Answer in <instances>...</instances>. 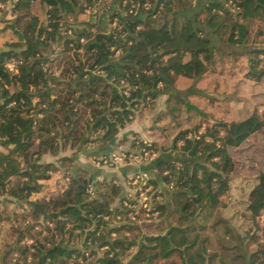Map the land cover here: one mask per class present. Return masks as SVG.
I'll return each mask as SVG.
<instances>
[{
    "label": "trees",
    "instance_id": "trees-1",
    "mask_svg": "<svg viewBox=\"0 0 264 264\" xmlns=\"http://www.w3.org/2000/svg\"><path fill=\"white\" fill-rule=\"evenodd\" d=\"M33 1L14 0L12 14L17 15L10 20L20 28L23 37L17 33L16 41L0 47V145L5 147L0 146V195L15 201L26 199L34 213L55 219L58 230L64 234L84 231V245L91 254L97 256V248L109 244L103 255L90 264H217L221 254L229 260L221 257L220 264H256L259 257L258 264H264V224L261 238L250 232L242 236L226 225L225 234L216 233L221 251L209 250L212 236L202 231L211 217L214 229L227 221L218 211L221 196L227 191L235 197L240 194L254 221L264 212V109L236 120H216L199 133L198 123L174 136L170 147L179 150V154L156 160L152 166L156 171L150 178L155 187L160 186V181L173 182L174 187L169 188L167 201L163 190V198L156 201L161 209L156 232L145 234L127 261L122 259L123 255L136 240L129 241L122 235L126 225H109L115 219L112 204L119 201L120 207L126 191L124 178L131 171H138L134 169L137 165L110 172L105 167L81 163L75 153L60 154L59 163L35 157L43 152L44 144L57 153L61 141H71V135L77 133L73 125L78 120L80 103L90 113L80 134L82 140L107 144L134 118L142 102H155L161 92L160 83L173 84L179 74L201 78L215 62L218 41L228 42L236 51L228 50L232 55L247 54L245 76L260 80L264 77V47L238 48L246 46L250 20L264 16V0H198L196 6L191 0H179L180 9L168 10L176 2L169 0L159 17H152L142 8L129 12L128 6L120 4V10L109 15L111 21L117 19L111 28L104 27L96 18H77L97 0H40L47 6L48 21L44 23L32 15L21 27V19L29 14ZM69 17L76 18L68 21ZM66 23L64 48H70V42L84 46L83 53L75 50L60 55L65 57L60 72L71 79L49 72L56 57L45 51L53 46L59 28ZM69 28L72 34L66 32ZM81 36L88 37L85 44L79 41ZM10 58L22 60L18 72L6 67L5 61ZM183 101L185 104L186 99ZM53 110L64 112V118L58 119ZM88 131L95 136L84 137ZM256 134L260 145L250 141ZM131 146L140 148L146 143L143 138L134 137ZM149 147L160 149L153 142ZM244 150L248 152V157L243 158L245 162L248 159V171L240 169L241 159L236 154ZM64 167L72 174L67 184L60 177ZM81 167L87 168L89 174L82 176ZM55 172L57 176L50 183ZM99 174H103L101 180L97 179ZM55 183L62 191L50 195L48 190ZM34 192L41 196L32 199ZM173 214L178 216L174 217L176 221L170 218ZM199 218L203 220L200 230L194 223ZM67 224L70 227L65 229ZM112 230L120 235L113 237ZM228 232L234 240L249 237L257 247L251 250L239 242H228ZM133 234L137 237L140 232ZM38 247L34 254L41 258L40 264H80L79 257L87 258L83 248L63 240ZM175 254L180 261L175 260Z\"/></svg>",
    "mask_w": 264,
    "mask_h": 264
},
{
    "label": "rangeland",
    "instance_id": "rangeland-1",
    "mask_svg": "<svg viewBox=\"0 0 264 264\" xmlns=\"http://www.w3.org/2000/svg\"><path fill=\"white\" fill-rule=\"evenodd\" d=\"M175 5L179 4V0H175ZM192 1V5H199L198 4V0H191ZM40 1L39 0H34L31 4L30 10H29V14L27 15H23L21 22H20V26H24V24L28 21V19H30V17L32 15H35L37 17L40 18V16H43V10L40 7ZM100 3V2H99ZM231 1L228 3L227 5L230 4ZM12 6V5H11ZM11 6L9 8V10L11 9ZM177 8V6H176ZM4 7L0 6V14L3 15L4 13ZM82 13V12H81ZM80 13V14H81ZM126 13V12H125ZM108 16L110 15V12L106 13ZM17 15V13H13L12 14V18ZM5 19H7L6 17H4ZM228 19H232V17H228ZM3 20V17L0 16V21ZM4 26V24L2 22H0V34H4V33H12L11 30L7 29V30H2V27ZM260 31V32H259ZM15 37V36H14ZM17 36L15 37L14 40L11 41H16ZM216 41H218L217 38H215ZM9 42V41H8ZM7 42V43H8ZM6 43V45H7ZM217 46L221 47L222 42L218 41ZM246 46H240V48H238V50H249V48L252 46H257V47H264V16H256L253 17L250 20V36L247 40V43L245 44ZM249 45V46H248ZM64 44H62V46L60 48H56L53 46L45 49V51H49L51 52L50 55L56 57L53 61V66L50 68V73H54V75L57 76H61V68L62 65H64V61L63 58H65L64 56H60L63 55L64 51H71L70 48L66 49L64 48ZM5 48V47H4ZM225 50H234L231 46L228 45V48H226ZM235 51V50H234ZM232 51V52H234ZM72 52V51H71ZM84 51H80V53H83ZM228 52V51H226ZM236 52V51H235ZM62 53V54H61ZM59 54V55H58ZM236 56V55H233ZM239 58L237 59L239 65L236 67L238 68L237 72L239 73L240 70L239 68L242 66H244L246 63L249 62L248 59V55L243 53L238 54ZM64 63V64H63ZM216 63V62H215ZM232 65V64H230ZM230 65L226 64V63H222L219 64L218 67L215 65V67L217 69H221L220 71H217L218 73L215 75V77H217V81L215 82V87L214 91L216 93V97L217 99H212L210 98V96L208 95H195L194 97H191L192 99H194L195 101L199 102L202 106H204L205 108H207L210 113L208 112V117H204V116H200L199 113L197 112V114L195 115V119H191L190 115L187 116L185 113H183V103L180 102V100H183L182 97L180 99L177 98L178 104H179V109H176V111L179 112L178 118H174V122L176 123V125H178V128L176 131H173L172 134H168L169 136L172 135V139L174 138V136L177 135V133L179 131H182L186 128L192 129L196 124L200 123L201 124V128L198 131H205V127L206 125H210L211 123H213L216 120H222V121H230L232 120V116L231 114L229 115V113H231L230 109L228 110L229 104H228V92H230L228 90V81H233L232 79L234 77H228L229 75L231 76L232 74V70H234L233 68H230ZM56 68H53V67ZM55 69V70H54ZM242 71V70H241ZM245 71V70H244ZM240 74V73H239ZM65 77V79L70 78L69 75L66 74L62 75ZM234 76V75H233ZM190 77V76H189ZM193 78V77H192ZM229 78V79H228ZM217 83V84H216ZM241 84V83H239ZM244 89V93L240 94L241 92L239 91V88H235V90H233V97H237L240 95H246L249 96V89H251V87L247 86V87H242ZM241 89V87H240ZM252 90V89H251ZM250 90V91H251ZM67 91H72L71 89L65 90ZM239 93V94H238ZM71 94V93H69ZM187 99V96L184 97V100ZM172 100V106L173 103H176V99H174L173 97L171 98ZM190 100V99H189ZM193 102V101H192ZM195 103V102H194ZM83 103H80L78 105V110H79V116H78V120H76L77 122L73 125V127H75L77 130H75V135H71L72 139L70 142H66V143H62V141L60 142V149L62 150L63 147L67 148L68 145L72 144V147H76L78 145V143L80 141H82V136L80 135L81 132L83 130H85V125L87 124V118H89L90 120V113L89 110L86 108V106L82 105ZM197 104V103H196ZM149 107L152 106V103L148 105H146V103L144 104V102H142L139 106V108H137L135 115L138 114V112H140V109H143L144 107ZM202 108V107H201ZM263 106H258V105H254L253 108V112H257V111H261L263 110ZM193 110V109H192ZM56 113V110H53ZM191 111V110H190ZM206 111V110H205ZM248 112V111H247ZM195 113V112H193ZM58 114V119H63L64 118V112L60 111L56 113V115ZM246 114V113H245ZM134 115V117H135ZM229 117L231 119H229ZM82 126V128L80 127ZM70 128L69 124L68 126H66L64 129L66 131H68ZM194 133V131H193ZM190 134V133H189ZM84 137L86 136H91L94 137L95 134L94 132H89L86 133L85 135H83ZM74 139V140H73ZM153 143H155L157 146H159V144L157 142H154L153 140H150ZM252 142L256 141V144H261V140L258 139V135L256 134V136H253V138L250 140ZM258 141V142H257ZM71 143V144H70ZM81 143V142H80ZM182 143V142H181ZM181 143L179 144V147L181 145ZM45 146H43V152L40 153L38 156L35 155V157H40L41 160L44 161H49V159H53L52 161H55L56 163H59V159H58V155H60V152L54 153L52 152L50 149H48V145L44 144ZM87 145H89V143H87L85 145V147H87ZM2 148H5L4 146L0 145ZM45 148V149H44ZM249 151H252L250 149H248ZM258 153L262 154L261 152L258 151ZM239 154L240 157V164H241V168L240 169H244L245 171L250 170V167L247 166V161L245 162L243 160L244 156L248 157V152H240V153H236ZM97 159V157H93L91 158L86 165L91 164V166L93 165V167H105L107 169H111L112 166H103V164H98L95 160ZM151 160V158H150ZM250 165V164H249ZM156 169L154 170L155 173ZM132 172V171H131ZM134 172V171H133ZM79 173L84 176V175H88L89 174V170L87 168H80L79 169ZM152 173V174H154ZM150 174V175H152ZM154 176V175H153ZM60 177L63 181L66 182V184L71 180L72 174L69 168L65 167L63 168V170H61L60 173ZM103 178V174H100V176H97V179L101 180ZM62 181V182H63ZM63 182V183H65ZM58 185V186H57ZM54 186L51 190H48L49 192L51 191L52 193L50 195H57L59 193H61L62 191V187H59V184L55 183ZM161 187V186H159ZM172 189V188H170ZM38 195V193H37ZM40 195V194H39ZM46 196H48V193L45 194ZM41 196V195H40ZM238 197H235L234 194L229 193L228 191L225 192L222 196H221V203H220V207L218 209L219 213H222L223 216L227 219V221L225 223L220 224L217 228H213L212 227V217L209 218L207 220V227L205 228V230H202L203 233L205 234H210L212 236L211 241H210V248L209 250H220V241L218 240V238L216 237V233H220V234H225V226L226 225H231L232 228H235L236 231H238L242 236L246 235L247 232L253 233L255 235H259L261 238V235L263 234L261 226L264 224V212L262 214H260L259 216H257L256 220L254 221L251 217V212L247 209L246 205L244 204V200H241V197L239 198L240 194L237 195ZM1 197H5L6 201H2ZM31 197V196H30ZM37 198H39V196H37ZM35 198V199H37ZM8 199V200H7ZM26 199H18L17 201H15V199L10 200V198L8 196L5 195H0V222L4 221L5 224V229L2 232V235L0 237V262H3V264H40L41 262V258H39L38 256H35V252L38 250V246H40V244H45L47 246L52 245L53 242H57V241H62L64 243H69L71 245H79L80 248H83V250H85V254L87 255V258H85L84 256L79 257V263L80 264H90L91 262H93L98 256L103 255V253L106 251V249L109 248V244H105L102 245L100 247H98V253L97 256L94 254L90 253V249H87L84 245V241H85V232L77 229L74 231V234L70 235L69 232H66L65 234L60 232L57 228V224H56V220L55 219H45L43 215H39L33 212V210L30 209L29 205L26 203L25 201ZM118 200V199H117ZM119 201H115L114 204H112L113 207H115V211L114 213L117 215L118 213L121 214V209L119 207ZM107 215V214H106ZM170 216V215H169ZM174 217H176L177 219V214H173L171 215V220H174ZM105 218H107L105 216ZM161 219V216L151 222V223H139V222H134V221H129L128 219H126V217L122 216L120 219H113L112 222L110 221V225L114 227V225H119V224H124L126 226H124L122 235L126 237L127 240H136L135 243H133L130 248L124 253L123 255V260L127 261L128 258L131 256V253L133 251H135L137 249V242H139L141 240V238L147 234V233H152V232H156V230L154 229V227L156 226V222ZM155 222V223H154ZM154 223V224H153ZM159 223V221H158ZM195 223V227L198 228L199 230L201 229V227L199 228V226H202L201 223H203V220H201V218L198 219V221H194ZM70 227V224H67L65 229H68ZM204 229V228H203ZM138 231V233L140 232V235L135 237L133 233H136ZM23 232V235H21ZM79 232V235H78ZM113 237H118L120 234L117 230H112L111 232ZM21 236V238H19ZM247 237V236H246ZM90 241V239H89ZM239 242L240 244H242V246L248 248V249H255L256 243L251 241V239L248 237L244 240H240V239H232L230 233L228 232V242ZM25 246H27L28 248L25 249ZM223 257L226 260H229V257L226 256H222L219 255L216 259V263L220 264V258ZM2 259V260H1ZM175 260L180 261L181 258L178 254H175ZM261 260V257L257 258L256 260V264H258Z\"/></svg>",
    "mask_w": 264,
    "mask_h": 264
},
{
    "label": "crops",
    "instance_id": "crops-1",
    "mask_svg": "<svg viewBox=\"0 0 264 264\" xmlns=\"http://www.w3.org/2000/svg\"><path fill=\"white\" fill-rule=\"evenodd\" d=\"M40 1V0H39ZM4 2V13H3V20L2 22L5 26L8 22H13L10 20L12 17V10H9L10 6L14 2V0H3ZM102 3L105 4V0H102ZM41 9L43 10V16H40V20L46 23L48 21L47 18V6H44L41 2L39 3ZM172 6L171 8H168V10H177L181 8V5L178 4L176 6ZM116 5H112L109 12L112 13L115 11ZM107 12H104L99 18H96L95 15H92L86 11L82 12L77 16L79 19H89V18H96L97 21L100 22L101 25L104 27H113L116 25L114 21L110 20V17L106 14ZM6 17L7 19H5ZM76 17H69L68 21H74ZM95 20V21H96ZM64 24L62 27L59 28L57 34H56V41L53 43V47L60 48L63 44V37L65 32V26ZM2 27V30H11L12 33H2L0 34V47H6V43L8 41L14 40L16 37V32L11 28H5ZM20 29V28H19ZM260 32V31H259ZM15 36V37H14ZM228 48V42H222L221 47L218 46V50L215 53V62L214 64L208 69L204 75L199 79H194L192 77L179 74L176 76V79L173 84L167 83L163 84L160 83L161 92L158 95V97L155 99V102L152 103V106L144 107L143 109H140V112L135 115V117L126 123L125 126L121 127L120 130L117 132V134L114 136L112 140H110L105 145H100L96 142H85L80 141L76 147H72V145H68L67 148L63 147L62 150H59L60 154H74L81 163L86 164L91 158L94 156L97 157L99 154L107 153L110 150V147L115 148H122V147H132V140L134 137H140L143 139L153 140L154 142H157L159 144L160 149L156 150L153 156L151 157V160H147L143 163L138 164L134 167V169H139L148 172L149 174H152L154 171V168H152L153 164L156 160L159 158H166L170 156H175L177 153L179 154V150H174L171 146L172 143V135L169 136L168 134H172L173 131H176L178 128V125L174 122V118H178L179 110H173L172 109V100L173 97L176 99V103H173V105H178L177 98L184 100V97L187 96V99H190L191 101L197 103L200 107H202L204 110L207 111V113L210 111L202 106L199 102L195 101L191 97H194L195 95H208L212 99H217L216 93L214 91L215 82L217 81V77L215 75L218 73L217 71H220L221 69H217L215 65L218 67L219 64H232L230 65V68H233L231 76L228 77H234L233 81H228V104L230 107H228V110L230 109L232 116V120L244 118L251 114L253 112L254 105L263 106L264 108V77H262L260 80H255L249 77L245 76V72L248 67V63H246L242 68L240 67V74L237 72L238 68H236L239 63L237 59L239 56H233L229 52H225L228 50H225ZM189 56H186L188 58ZM53 68H56L55 66ZM55 70V69H54ZM242 70V71H241ZM245 70V71H244ZM234 75V76H233ZM60 77V76H59ZM228 78V79H229ZM241 83V84H239ZM217 84V83H216ZM251 87L249 89V96L246 95H240L236 98L232 96L233 90L235 88H239L240 94L244 93V89L242 87ZM241 87V89H240ZM251 90V91H250ZM239 94V93H238ZM180 97V98H179ZM186 99V100H187ZM180 100L181 103H183V113H185L187 116H191V119H195V115L197 114V111L194 109L191 111L186 110V106L184 104V101ZM248 111V112H247ZM262 111V110H261ZM260 111V112H261ZM195 112V113H193ZM259 112V111H257ZM246 113V114H245ZM175 118V119H176ZM229 119H231L229 117ZM89 137V136H88ZM86 139V138H85ZM87 147H85V145ZM181 143V142H179ZM161 147L168 148L166 150H162ZM170 147V148H169ZM77 151V152H76ZM177 151V152H176ZM177 154V155H178ZM59 156V155H58ZM53 160V159H49ZM128 166L126 165H119L115 167H111V169H108L110 172H122L124 170H127ZM107 169V168H106ZM153 175V174H152ZM57 176V172H55L54 176L49 180L50 183H52L53 179ZM100 176V174L98 175ZM160 186L162 190L164 191L165 200H168L169 197V187L166 183L163 181H160ZM37 192H34L32 194V199L37 198ZM2 201H6L5 197H1ZM5 224L4 221L0 222V237L2 235V232L4 231Z\"/></svg>",
    "mask_w": 264,
    "mask_h": 264
},
{
    "label": "built area",
    "instance_id": "built-area-1",
    "mask_svg": "<svg viewBox=\"0 0 264 264\" xmlns=\"http://www.w3.org/2000/svg\"><path fill=\"white\" fill-rule=\"evenodd\" d=\"M169 0H105V4L102 0H97L95 4L88 6L85 11L95 15L99 18L104 12H109L112 5H116L115 11L120 10V4L128 6L129 12H137L142 8L150 12L152 17H159L166 9V5ZM100 2V3H99ZM4 2L0 1V6L3 7ZM117 23V19L114 20ZM68 34H72V29L69 28L66 31ZM88 37L81 36L79 41L85 44ZM70 50L84 51V46L77 47L73 42L69 43ZM119 51V50H118ZM22 62L18 58H10L5 61L6 67L11 72H18L19 65ZM146 146L140 148L134 147H122L110 151L109 153L102 154L95 160L98 164L105 166H119V165H138L149 160L155 150L152 149V141L144 139ZM153 176L143 170H138L129 173L125 178L126 191L121 200V214H115V220L120 219L122 216L126 217L129 221L139 223H151L160 217L161 209L157 207V200H161L163 195L161 193V187H155L150 181ZM169 188H173V182L167 183ZM108 218L109 215H106Z\"/></svg>",
    "mask_w": 264,
    "mask_h": 264
},
{
    "label": "water",
    "instance_id": "water-1",
    "mask_svg": "<svg viewBox=\"0 0 264 264\" xmlns=\"http://www.w3.org/2000/svg\"><path fill=\"white\" fill-rule=\"evenodd\" d=\"M172 6H169V8H171ZM5 28H11L13 29L16 33L19 34L20 37H23V33L22 31L16 26V24L14 22H8L5 24L4 26ZM185 106H186V110H190V109H194L195 111H197L199 113L200 116H204V117H208V113L207 111H205L203 108H201L198 104L192 102L191 100L187 99L185 101ZM73 171L75 173V175L77 174L76 168L73 167Z\"/></svg>",
    "mask_w": 264,
    "mask_h": 264
}]
</instances>
